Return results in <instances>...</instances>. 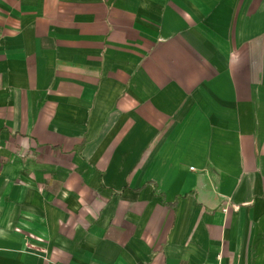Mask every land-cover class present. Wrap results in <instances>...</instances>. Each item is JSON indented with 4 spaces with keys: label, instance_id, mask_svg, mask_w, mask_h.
<instances>
[{
    "label": "crops",
    "instance_id": "obj_1",
    "mask_svg": "<svg viewBox=\"0 0 264 264\" xmlns=\"http://www.w3.org/2000/svg\"><path fill=\"white\" fill-rule=\"evenodd\" d=\"M0 264H264V0H0Z\"/></svg>",
    "mask_w": 264,
    "mask_h": 264
}]
</instances>
